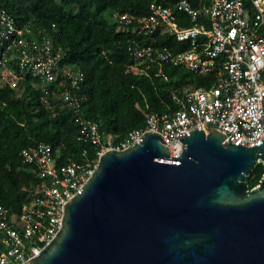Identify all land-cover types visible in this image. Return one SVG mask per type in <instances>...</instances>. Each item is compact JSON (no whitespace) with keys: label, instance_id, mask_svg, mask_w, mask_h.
<instances>
[{"label":"built area","instance_id":"built-area-1","mask_svg":"<svg viewBox=\"0 0 264 264\" xmlns=\"http://www.w3.org/2000/svg\"><path fill=\"white\" fill-rule=\"evenodd\" d=\"M174 1L172 6L152 3L142 16L114 14L117 30L130 33L127 71L168 82L164 67L179 66L214 74V80L207 88L171 91L175 110L146 114L143 126L122 139L81 115L85 75L78 64L66 61L56 42V24H22L0 8V87L19 97L28 86L50 118L67 116L66 122L78 127L76 139L90 148L78 161L65 163L58 162L60 149L43 142L19 153L33 180L23 184L26 201L17 212L0 207V264H29L37 258L61 231L64 205L96 171L101 156L138 145L147 132L162 137L170 158L180 157L181 137L193 129L206 134L215 125L226 136L223 146L262 144L264 0H207L196 8L189 0ZM155 36L171 37L185 48L173 52L156 44Z\"/></svg>","mask_w":264,"mask_h":264},{"label":"water","instance_id":"water-1","mask_svg":"<svg viewBox=\"0 0 264 264\" xmlns=\"http://www.w3.org/2000/svg\"><path fill=\"white\" fill-rule=\"evenodd\" d=\"M215 128L181 137L179 158L152 132L105 152L29 264H264V179L246 188L264 139L223 146Z\"/></svg>","mask_w":264,"mask_h":264},{"label":"trees","instance_id":"trees-1","mask_svg":"<svg viewBox=\"0 0 264 264\" xmlns=\"http://www.w3.org/2000/svg\"><path fill=\"white\" fill-rule=\"evenodd\" d=\"M189 1L196 8L207 0ZM174 2L0 0V8L22 24H56V42L64 49L66 61L78 64L85 75L86 100L81 115L95 122L101 132L122 139L129 131L143 126L146 114L175 110L171 91L207 88L214 80V74H197L179 66L164 67L168 82L153 75L137 77L127 71L131 60L125 41L130 33L118 31V25L109 19L111 14L142 16L148 14L152 3L172 6ZM155 43L173 52L185 48L168 36H155ZM66 117L51 119L28 86L19 97L0 87V207L17 212L26 201L22 186L33 176L21 165L19 153L23 149L39 142L50 144L60 149V163L78 161L84 149L90 151L88 144L76 139L78 127L66 122ZM263 176L264 165L258 163L247 177L250 189L260 184Z\"/></svg>","mask_w":264,"mask_h":264},{"label":"rangeland","instance_id":"rangeland-1","mask_svg":"<svg viewBox=\"0 0 264 264\" xmlns=\"http://www.w3.org/2000/svg\"><path fill=\"white\" fill-rule=\"evenodd\" d=\"M106 17H108V15L106 16ZM113 17H114V14H111V16H110V21H113ZM169 111V109H167V111L166 112H168ZM166 112H163V113H166ZM162 113V114H163ZM261 164H263L264 165V163H261ZM248 177V176H247ZM264 179V176H263V178L261 179V181L260 182H262V180ZM248 180V179H247ZM246 184H247V186H246V188H247V190H250V187H251V185H250V182L248 183V182H246ZM260 185V184H259Z\"/></svg>","mask_w":264,"mask_h":264}]
</instances>
